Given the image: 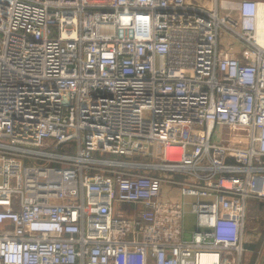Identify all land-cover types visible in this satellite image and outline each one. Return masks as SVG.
<instances>
[{"label": "built area", "instance_id": "built-area-1", "mask_svg": "<svg viewBox=\"0 0 264 264\" xmlns=\"http://www.w3.org/2000/svg\"><path fill=\"white\" fill-rule=\"evenodd\" d=\"M252 200L264 0H0V264H242Z\"/></svg>", "mask_w": 264, "mask_h": 264}, {"label": "crops", "instance_id": "crops-1", "mask_svg": "<svg viewBox=\"0 0 264 264\" xmlns=\"http://www.w3.org/2000/svg\"><path fill=\"white\" fill-rule=\"evenodd\" d=\"M246 232L248 237L244 245V254L249 260L247 259L244 264H264V202L252 200L249 203ZM249 232L252 239L262 236L263 240L259 243L252 242Z\"/></svg>", "mask_w": 264, "mask_h": 264}, {"label": "rangeland", "instance_id": "rangeland-1", "mask_svg": "<svg viewBox=\"0 0 264 264\" xmlns=\"http://www.w3.org/2000/svg\"><path fill=\"white\" fill-rule=\"evenodd\" d=\"M204 1H209V0H204ZM109 158H111V157H109ZM113 159L118 160L117 157H115ZM260 221H261V218H260ZM193 223H194V217L192 215H187L186 218H185V227H186V229H189V228L191 229L192 226H193ZM249 237H250L252 242H256V243H259L260 240H263V239H261L262 236L257 237V238L255 237V238L252 239L250 232H249ZM247 259H248V257H246L245 254H243L242 255V259H241L242 260V264H244V262H246Z\"/></svg>", "mask_w": 264, "mask_h": 264}]
</instances>
